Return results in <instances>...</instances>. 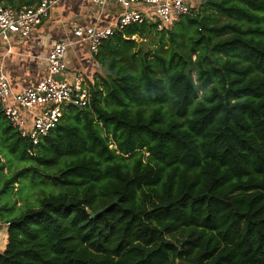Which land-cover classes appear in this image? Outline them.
<instances>
[{"label": "trees", "instance_id": "1", "mask_svg": "<svg viewBox=\"0 0 264 264\" xmlns=\"http://www.w3.org/2000/svg\"><path fill=\"white\" fill-rule=\"evenodd\" d=\"M95 58L37 144L0 106V264H264V0H200Z\"/></svg>", "mask_w": 264, "mask_h": 264}, {"label": "built area", "instance_id": "2", "mask_svg": "<svg viewBox=\"0 0 264 264\" xmlns=\"http://www.w3.org/2000/svg\"><path fill=\"white\" fill-rule=\"evenodd\" d=\"M56 2L57 0H37L33 5L20 8L0 5V39L10 43L13 36L18 39L28 38L33 29L42 24ZM93 2L101 8L110 2L120 7L116 19L103 27L77 25L73 28L74 40L88 42L95 55L105 39L131 24L157 22L158 28L162 29L194 9L188 0ZM68 46V42H57L47 57L46 76L20 92L12 90L8 73L0 66V106L22 136L30 138L34 144L59 124L68 107H84L90 101L89 86L81 72L75 73L73 81L66 78ZM28 112L32 118L29 124L26 118Z\"/></svg>", "mask_w": 264, "mask_h": 264}, {"label": "crops", "instance_id": "3", "mask_svg": "<svg viewBox=\"0 0 264 264\" xmlns=\"http://www.w3.org/2000/svg\"><path fill=\"white\" fill-rule=\"evenodd\" d=\"M36 2L37 0L34 4ZM10 7L21 6L16 0V5ZM119 10L120 7L114 2L101 8L93 0H57L42 24L33 29L31 36L26 39L13 36L10 43L0 39V66L8 73L12 90L20 92L46 76L47 57L57 42L69 43L66 53L67 80L73 81L75 73L81 72L86 84L90 86L98 73L103 74V70L95 54L91 52L89 43L74 40L73 28L77 25L103 27L116 19ZM26 118L29 124L32 119L29 112ZM0 222L7 224L1 218ZM5 231L6 238V226ZM5 243L2 251L6 248L7 241Z\"/></svg>", "mask_w": 264, "mask_h": 264}, {"label": "rangeland", "instance_id": "4", "mask_svg": "<svg viewBox=\"0 0 264 264\" xmlns=\"http://www.w3.org/2000/svg\"><path fill=\"white\" fill-rule=\"evenodd\" d=\"M188 1H190V0H188ZM199 3H200V0H195V2H193L192 4H193V6H196ZM179 20H180V18H178L174 23L170 24L169 26L171 28H173V26ZM134 39L137 40L139 42V44H141V46L144 47V48H146V49L152 48L153 39L155 40V38H154L153 35L149 36V38L147 40L138 39L137 37L134 38ZM33 181H34V179H32L31 182H29L28 177L24 175V177L21 178L22 189L25 190V191L28 190L32 185H34V182ZM17 188H18V185H16V187H15V192H17L16 191ZM1 207L2 206H1V203H0V212H1ZM4 225L7 227L6 224H4ZM4 225H2L0 223V251H2L4 245L6 244L5 243V241H6V239H5L6 231H5V226Z\"/></svg>", "mask_w": 264, "mask_h": 264}, {"label": "water", "instance_id": "5", "mask_svg": "<svg viewBox=\"0 0 264 264\" xmlns=\"http://www.w3.org/2000/svg\"><path fill=\"white\" fill-rule=\"evenodd\" d=\"M109 207H110V206L104 207V208H102L101 210H99L98 212L93 213L91 216H92V217H95V216H97V215H100V214H102L103 212H105Z\"/></svg>", "mask_w": 264, "mask_h": 264}]
</instances>
